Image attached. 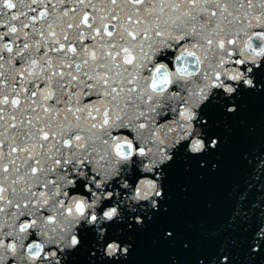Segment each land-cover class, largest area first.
Returning <instances> with one entry per match:
<instances>
[{"label":"snow or ice","instance_id":"1","mask_svg":"<svg viewBox=\"0 0 264 264\" xmlns=\"http://www.w3.org/2000/svg\"><path fill=\"white\" fill-rule=\"evenodd\" d=\"M245 93L264 95V0H0V264H67L81 229L103 227L98 203L159 211L177 153L228 142L209 135L206 111L227 127ZM170 124L171 142L160 133ZM147 129L154 152L142 147ZM241 159L212 264L264 256V142ZM142 181L154 188L143 198ZM77 196L88 208L67 220ZM57 217L67 226L45 237ZM240 225L248 235L237 240Z\"/></svg>","mask_w":264,"mask_h":264},{"label":"water","instance_id":"2","mask_svg":"<svg viewBox=\"0 0 264 264\" xmlns=\"http://www.w3.org/2000/svg\"><path fill=\"white\" fill-rule=\"evenodd\" d=\"M239 103L241 112L227 127L218 109L206 111L212 123L209 135L228 142L222 143L218 152L200 157H187L183 150L177 153L166 169V199L160 202L159 211L151 213L152 219L144 216L145 227L109 226V239L132 243L126 259L113 262L100 253L91 256L95 237L88 231L82 233L83 244L69 254L67 264H199L201 259L211 264L225 239L219 228L229 204L228 194L243 171L241 154L264 142V95L245 93ZM201 161H207V166L202 168ZM213 163L218 165L215 170ZM118 229H124L123 233ZM166 231H172L173 237L166 238ZM245 235L244 225L231 233L237 240ZM237 264H246L242 251L237 253ZM254 264H264V256L255 258Z\"/></svg>","mask_w":264,"mask_h":264},{"label":"clouds","instance_id":"3","mask_svg":"<svg viewBox=\"0 0 264 264\" xmlns=\"http://www.w3.org/2000/svg\"><path fill=\"white\" fill-rule=\"evenodd\" d=\"M186 71V69H180L179 74H183ZM176 75L174 74L172 76V79H175ZM169 81V74L164 73L163 76L157 77V83L164 84L167 86V83ZM190 116V113L184 112L181 114V119L188 120ZM176 127L175 124L166 125L163 128L160 129V133L163 136L165 140H168L171 142L172 140V133L169 131V128ZM152 129H147L142 133L143 140H142V147L144 148H152L153 152L155 151L154 146L149 142L151 140V132ZM200 129L197 128V133L199 134ZM156 140L159 141L160 137H156ZM115 151L118 154V156H124V149L123 146L119 143L115 145ZM185 155L187 156L188 153L185 152ZM152 152L149 153L147 157H138L137 159H143L145 163H147L148 160L152 159ZM136 171H140V166L136 165ZM129 181L134 179V173L129 171L127 173ZM138 194L141 198L150 196L152 192L154 191V188L152 186V183L150 181H142L139 183L138 187ZM112 195L111 192L107 194L108 198H110ZM81 197L77 196L72 203L73 212L72 217L67 218V220H71L72 218H76L78 213H83L85 209L88 208V201L85 199L83 203H77L78 200H80ZM136 204V207L133 208L132 206H126L123 202L121 203V206L119 210L117 208L111 206V205H105L102 203L97 204V208L101 209L97 213L98 216H103L105 219L102 221L103 227L99 229V232H97L96 228L92 225L86 226V228L81 229V237L82 233L86 234L88 232V228L92 229V233L94 234L95 240L93 243V251L92 255L95 257L97 253L101 254V257L113 262L120 261V259L127 258V256L130 254L132 250V243H122L118 239H109V226L113 224H127V228L131 230L133 226H138L140 228L145 227L144 216L147 215L148 219H152L151 213L154 211L153 207L151 205H145L143 207L140 206L139 201L134 202ZM158 211V210H157ZM134 213H136L134 215ZM135 220V223L133 221ZM61 226L66 227V219L64 217H57V223L55 225H42V230L47 237L49 230L59 229ZM124 229H118V233H123ZM58 234V233H57ZM83 238V237H82ZM131 239V238H129ZM82 246V245H81ZM123 247L126 251L121 252L119 254H111L112 249L114 248H120ZM76 246L73 247L71 252L76 251ZM212 264V261H211Z\"/></svg>","mask_w":264,"mask_h":264}]
</instances>
